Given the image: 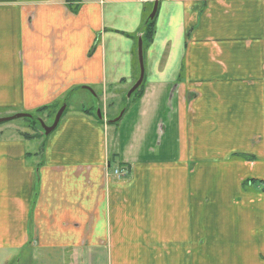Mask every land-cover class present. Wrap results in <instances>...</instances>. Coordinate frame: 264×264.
<instances>
[{
  "label": "crops",
  "instance_id": "obj_1",
  "mask_svg": "<svg viewBox=\"0 0 264 264\" xmlns=\"http://www.w3.org/2000/svg\"><path fill=\"white\" fill-rule=\"evenodd\" d=\"M154 1L0 0V118L67 101L45 143L0 123V264H264L263 215L230 212L231 155L264 154V0H157L110 125Z\"/></svg>",
  "mask_w": 264,
  "mask_h": 264
},
{
  "label": "rangeland",
  "instance_id": "obj_2",
  "mask_svg": "<svg viewBox=\"0 0 264 264\" xmlns=\"http://www.w3.org/2000/svg\"><path fill=\"white\" fill-rule=\"evenodd\" d=\"M128 90L125 92V95L123 97V102H122L121 107H120L121 109L118 112L119 113L118 115H120L123 107H125V105H126V99H127L126 93L128 92ZM85 96L87 97V99H84L83 103H85L84 105L86 107L91 108L92 115L94 117H97V111H99V113L101 115V113H102L101 112L102 111L101 105L103 104V102H102V99L100 97V94L97 92L95 94H91V95L86 93ZM81 101H82V99L78 100V95L74 94L73 98L69 104L71 105V108H73L75 106H78ZM113 110L115 111V109H113ZM113 110H109L108 119H114V118L118 117V116H114L115 112ZM55 114L50 115V116H49V114H45L48 116L47 119H46L45 115H43V116H40L41 117L40 120L42 121V123L45 126H50L53 122ZM26 115H29L30 117L19 118V119L9 121L6 123L7 126L18 127L19 129H21V131H24V132L30 133V134H34V133L37 134L40 130L43 131L39 120H38V122H39L38 124H36L35 122H30L29 119L32 117L31 116L32 114H26ZM52 133L48 136H43L41 140H43V142L45 143L48 140V138L52 135ZM110 134L111 133H108V142H109V137H111ZM258 141L259 140L255 136L251 135L247 143H249L252 146H257L259 144ZM32 144H37V143L35 141ZM32 146H36V145H32ZM260 147L261 146L259 145V148ZM171 148L174 149V145H172V146L170 145V147H167L166 149H171ZM231 158L233 160H237L240 162H244V161L248 162V163L252 162V163H254L255 167L253 170H249V171L248 170L247 171L241 170V171L236 172V177L238 180V182H237L238 190H237V196L234 197V201L232 204L233 206H230V212L231 213H238L239 212L238 205L243 204L244 201H246L248 199L252 200V202H254V204L250 207L249 210L254 214H262L263 215L262 230H264V154L259 153L257 155L253 152L252 153H250V152L244 153V152L236 151V152H233V154L231 155ZM40 160H41V157H38V161H40Z\"/></svg>",
  "mask_w": 264,
  "mask_h": 264
},
{
  "label": "trees",
  "instance_id": "obj_3",
  "mask_svg": "<svg viewBox=\"0 0 264 264\" xmlns=\"http://www.w3.org/2000/svg\"><path fill=\"white\" fill-rule=\"evenodd\" d=\"M152 6H153V2L144 6L143 12H142L141 25H140L138 32L136 33V36H135V39L136 38L138 39V37H141L143 53L147 49V47L151 45L153 38H154V35H155V17H156V15H155L154 19H152V20L149 19V14L152 10ZM135 64H136V74H135V79H136V77L138 75V64H137L136 54H135ZM143 86H144V79H143L142 84L139 86V88L131 94V96L128 100H126V105L123 108L124 112L128 109V107L130 105L134 104L136 101H138L141 98V96L143 94ZM62 105H66V107H67V101L65 100L64 102H62L60 104H53L51 106L42 107V108L36 110L34 113H32V115H31L32 117L29 119V121L35 122L36 124H38L39 123L38 120L41 119L40 116H43L44 114H49V116L54 115L56 113V111ZM65 110H66V108H65ZM65 110H64V112H65ZM96 119H97V117H96ZM109 124L110 125H116L117 122L109 123ZM22 136L25 140H32V139H35L38 137H43L44 134H43V131L40 130L37 134L36 133H34V134L24 133V134H22ZM116 158H117V156H113L112 158H110L108 160V164L109 165L115 164V166L117 168L127 171V166L115 161Z\"/></svg>",
  "mask_w": 264,
  "mask_h": 264
},
{
  "label": "water",
  "instance_id": "obj_4",
  "mask_svg": "<svg viewBox=\"0 0 264 264\" xmlns=\"http://www.w3.org/2000/svg\"><path fill=\"white\" fill-rule=\"evenodd\" d=\"M157 9H158V2L155 1L153 3L152 10L149 14L150 20L154 19L155 15L157 13ZM136 57H137V64H138V77H137V80L135 81V83L132 85V87L128 90V92L126 94L127 99L130 98L131 94L139 88V86L142 84L143 79H144L143 50H142L141 37H138V39H137ZM64 110H65V105H63L56 112L54 119H53V122L50 126H45L41 121H39L41 124L42 130H43L44 136H48L49 134H51L56 129ZM97 115H98V118H100L98 111H97ZM121 115H122V113L120 114V116L118 118H116L115 120H113L111 122H116L121 117ZM25 117H30V116L26 115V114H16L14 116L0 118V123H6V122H9V121H12L15 119L25 118Z\"/></svg>",
  "mask_w": 264,
  "mask_h": 264
},
{
  "label": "built area",
  "instance_id": "obj_5",
  "mask_svg": "<svg viewBox=\"0 0 264 264\" xmlns=\"http://www.w3.org/2000/svg\"><path fill=\"white\" fill-rule=\"evenodd\" d=\"M118 173H120V174H121V172L115 171V174H116V175H117Z\"/></svg>",
  "mask_w": 264,
  "mask_h": 264
}]
</instances>
